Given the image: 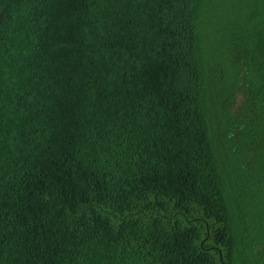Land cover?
Returning <instances> with one entry per match:
<instances>
[{
	"label": "trees",
	"instance_id": "1",
	"mask_svg": "<svg viewBox=\"0 0 264 264\" xmlns=\"http://www.w3.org/2000/svg\"><path fill=\"white\" fill-rule=\"evenodd\" d=\"M0 264H264V0H0Z\"/></svg>",
	"mask_w": 264,
	"mask_h": 264
}]
</instances>
